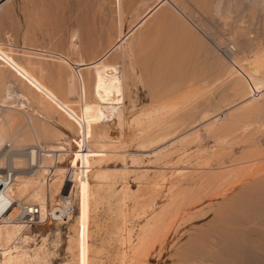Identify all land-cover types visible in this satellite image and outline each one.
Listing matches in <instances>:
<instances>
[{
	"label": "rangeland",
	"instance_id": "374dc122",
	"mask_svg": "<svg viewBox=\"0 0 264 264\" xmlns=\"http://www.w3.org/2000/svg\"><path fill=\"white\" fill-rule=\"evenodd\" d=\"M219 1L167 0L127 39L121 125L97 115L93 69L82 71L84 98L77 65L64 59L97 60L157 0H123L122 18L115 0H9L0 7V101L11 92L13 109L5 114L22 135L19 146L0 148V173L44 181V190L61 185L48 209L70 193L76 208L66 222L55 216L31 227L21 210L20 253L34 256L45 245L44 264H78L88 246L91 264H121L128 239L179 192L185 202L164 218L138 264H181L193 250V259L203 257L195 264H264V212L245 210L264 201V181L255 174L264 165V8L261 0ZM39 145L62 151L47 162L38 155L32 165L28 153ZM98 172L108 180H96ZM14 200L28 206L17 194Z\"/></svg>",
	"mask_w": 264,
	"mask_h": 264
},
{
	"label": "bare ground",
	"instance_id": "6f19581e",
	"mask_svg": "<svg viewBox=\"0 0 264 264\" xmlns=\"http://www.w3.org/2000/svg\"><path fill=\"white\" fill-rule=\"evenodd\" d=\"M2 1H3V3L0 5V7L9 2V0H2ZM157 1H158V3L155 4L154 7H152L149 11H147V13L140 20L138 19L139 21L137 20L138 21L137 23L135 22V24H133V26H131V28L129 27L130 29H128V32L126 34H122V33L119 34L117 41L110 48L105 50L104 53H102V55L97 60L89 62V63H81V62L80 63H71L69 60L64 59L65 63L70 64L72 67H73V64H74V66L77 65V69H78L77 74H79V77H77V78H78L80 84H82V90H83L84 98L86 95V93H85L86 92L85 91L86 85L85 84L87 81H85L84 76L82 75V71H83V69H88V68L93 69V72H94V76H92L93 80L91 81L92 78L90 79V82L92 84L90 82L89 83H90V85H92L91 90L93 93L92 94L93 97L95 99H97L96 100L97 102H99V110L97 111V115L105 123H108L110 120H114V119H110V116H113L114 118H116L119 125L124 123V119H125L124 115L125 114H124V109H123L122 105L120 104L121 103L120 100L122 99L120 96L123 93L122 92L123 80L125 78V73H124L125 71L124 70L126 68V60L128 59L129 56L127 55V52H126L127 50L125 51L123 49V47H124V44L127 41V39L131 35H133V33L145 23V21L154 13V11L161 4L163 5V3L167 2V0H157ZM169 2H172V1H169ZM219 2H220V4H222V0ZM261 2H262L261 3L262 7L264 8V0H261ZM115 3L118 7V11H117V12H119L118 16H119V18H122V16L124 15V12H125L123 0H115ZM254 3H256V5H259L258 0H255ZM219 6L220 5H217V9ZM215 8H216V6H215ZM218 10H219L218 12L221 11V6ZM117 50H119V54L112 56L113 53H115V51H117ZM112 57H113V59L119 57V59H120L119 62L117 64L116 63L115 64L109 63L110 58L112 59ZM257 60H259V58ZM118 64H121V65H118ZM256 67H259V66L256 65ZM260 67L264 68V58L260 60ZM257 72L258 71L255 72L256 75L259 73V72L258 73ZM263 72H264V70H263ZM73 76H74V74L72 75L71 79L73 78ZM88 77H91V76H88ZM75 78H73L71 80V82L69 81V83H71L69 91L74 90V88H75L74 82H72V81H75L74 80ZM88 81H89V79H88ZM89 83H88V85H89ZM10 93L11 92L8 91L7 96L2 101H0V148L1 147H7V146L13 147L15 145L19 146L20 145V136H22L20 134L19 130H14V129L10 128L9 116H7V114H5V110L13 109V105H12V102L10 100V99H12ZM22 105H24V104H22ZM32 134H34V133H32ZM106 136H107V133H106ZM98 139H102V138H98ZM92 145L94 146L95 144H92ZM52 148H53L52 150H47L43 146L39 145L38 147H36L35 151L33 149V151H30V153H28L29 163L32 165L38 166V164H39L38 155L42 156L44 161L46 160L45 162H47V159L49 161V158L55 154V153L52 154V152L62 151L61 150L62 147H60V146H52ZM63 154H65V153H63ZM63 154L61 153L60 155H63ZM44 161H43V163H44ZM87 163H88V161H87ZM17 165H18V163L16 162V166ZM41 168H43V167L41 166ZM17 169H18V167H17ZM36 169L37 170H35V172L33 173L35 175H37L40 171L38 169V167H36ZM19 170L20 169H18V172H19ZM44 170L45 169H43V171ZM254 170H255V168H254ZM57 171H60L61 176L63 175L64 171L60 167L57 168ZM256 171L257 172L255 174L259 175L258 180L264 181V165L257 167ZM73 172H74V170H73ZM253 173L254 172H252V174ZM35 175H33V176H35ZM71 176L72 175H70V179H71L70 182L73 183L74 176L73 177H71ZM109 176L110 175H108L107 172H98L95 179L98 181H103V180L106 181L107 177H109ZM13 181H15V182H13ZM43 182H41V181L34 182V181L24 177V176H22L20 178L18 175H16V177L14 178V173L11 171L4 173V174L0 173V255H1L0 256L1 257L0 264H44L47 261L48 253L45 250V248H46L45 245H42L38 249V251H36L34 253V256L29 255L27 253H20L21 248L18 245H16V241L22 236V233H23L25 225H26V224H24L25 222L23 223V222H21V221L19 222L17 220V217L19 216L21 210H24V212L26 213V221L28 222L27 224H29L30 227L33 225V221L37 220L39 223H44L50 218L55 219L56 218L55 216H57L60 221L66 222L71 217H73V215L75 214L76 208L74 209L73 214H71V212L68 214H65L66 209H68L69 207H72V206L75 207V200H74V197L71 196V193H70V196L68 195L66 197L67 200L65 197H63V199H65V201L63 200L61 205L58 208L53 209V207H52V209L49 210L48 205L50 204L49 203L50 200L52 199V200L57 201V197L61 196L62 188H61V185H60V188L58 189L57 186H55L53 184H50V185L48 184L49 186L46 188V186H47L46 185L45 190H44ZM98 186H99V184H98ZM99 188H100V186H99ZM99 188H97V190L94 193L95 197H97V193H98ZM172 189H171V191H172ZM15 194H17L19 197L25 198L26 201H28V203H27L28 206L25 207V205H23L22 203H17L14 200ZM188 201H189V199H188ZM184 202H185L184 196H180L179 192H173L169 197L168 207L165 208L164 210H162L160 214L153 216L141 228V232L136 236V239H132V238L128 239L129 248H128V251L124 252L121 264H138L139 257L141 256V259H142L146 255L145 252L150 245L149 240L151 239L152 234L154 235V233L160 228V225L162 224V222L164 221V218L166 216H170V215L176 213L177 207H175V206L177 204L181 205ZM197 202L198 201H196V203ZM253 203L255 205V202H253ZM263 203H264V201H261L260 206H257V207H254L252 204H250V205L247 204L246 206L248 208L245 210H248L251 212H254L257 210L264 212ZM244 208H246V207H244ZM148 209H150V208H148ZM250 213H248V214H250ZM240 214H242V213H240ZM260 215H261V213H260ZM62 216H64V217H62ZM86 217H87V215L85 213H83L76 220L77 223L78 224L84 223L83 221H85ZM58 219H55V220H58ZM173 219H175V218L173 217ZM249 222L251 223L252 219ZM256 224L251 223V226H253V225L256 226ZM225 225H223V226H225ZM244 225H245V223H244ZM238 226H239V224H238ZM229 227L230 226L228 225V227L226 229L224 228L222 230L224 234H225V230L229 231ZM249 230H250V228H249ZM232 231H233V229H232ZM253 231H252V233H253ZM236 232H238V231H236ZM214 233H215V231H214ZM230 234H232V233H230ZM263 234H264V232H263ZM244 235H245V233H244ZM250 235H252V234H250ZM226 236H228V235H226ZM79 237H80L79 238V244H80V247L82 248L83 246L87 245L85 242L86 233L84 232V230H80ZM238 237L240 238L239 235H238ZM238 237H234V238H238ZM156 238L154 240H156ZM245 239H247V237ZM205 240H207V239H205ZM243 240H241V241H243ZM194 241H195V239H194ZM214 241H216V240H214ZM219 241H221V240H219ZM245 242H247V241H245ZM248 242H247V244H248ZM151 243H152V241H151ZM195 243H197V241ZM154 244H155V242H154ZM228 245H231V244L228 243ZM235 245H237V244H235ZM216 246H218V243ZM233 246L234 245L232 244V247ZM86 247L87 248H85L83 251H81V249H80V262L78 264H91L89 256H84V254H83V253L91 251L90 247H88V246H86ZM209 247L211 248V246H209ZM209 247L207 246L206 248L208 249ZM232 247H231V250H232ZM196 250L197 249H195V251ZM190 251H192V250H190ZM193 251H192V253H193ZM233 251H234L233 254L236 255V253H235L236 250H233ZM228 252H229V249H228ZM192 253L188 254V256L184 255L185 257L184 258L182 257L183 259L180 260V261H182L181 264H195V262H202L203 261V257L200 256L198 253H197L198 255L196 254L197 255V257H195L196 259L195 258L193 259L191 256V255H193ZM237 253H238V251H237ZM188 257H191V259H189ZM238 258H239V256H238ZM230 260H231V258H230Z\"/></svg>",
	"mask_w": 264,
	"mask_h": 264
},
{
	"label": "built area",
	"instance_id": "2783aa9c",
	"mask_svg": "<svg viewBox=\"0 0 264 264\" xmlns=\"http://www.w3.org/2000/svg\"><path fill=\"white\" fill-rule=\"evenodd\" d=\"M2 0H0V2H1ZM83 150H84V148H83ZM79 167H81V168H83V169H81L80 170V172H82L83 174H84V172H85V167L84 166H82V164H81V162H79V165H78ZM84 171V172H83ZM72 174V170L70 171V173L68 174V180L70 181L71 179H70V175ZM73 184V183H72ZM70 196V195H69ZM66 198V197H65ZM66 200H67V198H66ZM64 201H65V199H64ZM74 209H75V207H69L68 209H66V212H65V214H68V213H70L71 212V214H73L74 213ZM64 214V215H65ZM36 215V214H35ZM62 217H64V216H62ZM36 223H38V221L36 220V221H33V224H36Z\"/></svg>",
	"mask_w": 264,
	"mask_h": 264
}]
</instances>
